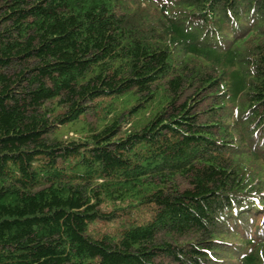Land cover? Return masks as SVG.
<instances>
[{
	"label": "trees",
	"instance_id": "1",
	"mask_svg": "<svg viewBox=\"0 0 264 264\" xmlns=\"http://www.w3.org/2000/svg\"><path fill=\"white\" fill-rule=\"evenodd\" d=\"M0 264H264V0H0Z\"/></svg>",
	"mask_w": 264,
	"mask_h": 264
},
{
	"label": "rangeland",
	"instance_id": "2",
	"mask_svg": "<svg viewBox=\"0 0 264 264\" xmlns=\"http://www.w3.org/2000/svg\"><path fill=\"white\" fill-rule=\"evenodd\" d=\"M89 122H94V121H91L92 120V118L90 117L89 119ZM88 122V121H87ZM130 122L131 121H129V122H127V123H124L123 125H122V129H126V130H130V127L132 126H130ZM131 124H132V122H131ZM69 132H71V133H69ZM69 133V134H68ZM68 135L69 136H74V135H76L73 131H72V129H69V131H68Z\"/></svg>",
	"mask_w": 264,
	"mask_h": 264
}]
</instances>
